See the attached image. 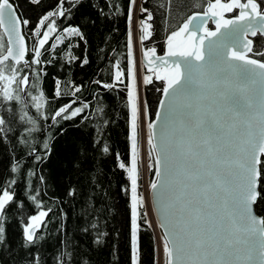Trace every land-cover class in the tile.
Instances as JSON below:
<instances>
[{"label":"snow or ice","instance_id":"1","mask_svg":"<svg viewBox=\"0 0 264 264\" xmlns=\"http://www.w3.org/2000/svg\"><path fill=\"white\" fill-rule=\"evenodd\" d=\"M31 2L36 4L38 0ZM64 3L65 0H60L56 10H49L38 20L33 30L37 36L50 18L66 17ZM135 3L136 0H131V4ZM72 4L76 6L77 0H72ZM234 9H239L238 15L225 18ZM208 18L215 22V31L207 27ZM152 20L153 14L148 12L139 21L141 40L152 36ZM128 23L130 150L127 162L119 154L117 159L118 167L126 172L129 181L125 192L129 195L130 261L142 264L139 233L144 226L153 227L148 220L147 198L139 191V139L148 106L138 95L131 7ZM29 24V20L18 18L10 0H0V29L8 37L6 55L0 38V96L6 101H20L18 91L24 90L20 86L29 83V77L23 76L12 88L16 69H11V75L6 78L3 63L9 58L16 65L27 63L22 25ZM56 30V20L51 19L38 41L39 47L32 49L31 63L40 62L41 49ZM64 32L68 36L82 35L77 27L65 28ZM258 34L264 36V9L257 0H207L203 14L189 16L167 36V58L157 56L155 48L143 52L155 79L163 81V88L157 90L162 91L164 99L159 101L156 120L147 122L146 135L151 152L156 153L157 178L151 181L150 189L163 215V223L158 226L165 230L156 239L157 245L162 243L164 264H264V217L254 211L264 174L261 159L264 156V62L249 58L253 42L247 39L248 35ZM68 58L75 59L71 52ZM122 75L117 71L115 79L120 80ZM143 83H152V76H145ZM102 86L114 87L113 84ZM75 91H80L79 87ZM55 95H60L58 88ZM41 98L46 100L42 89L33 98L37 110ZM72 104L61 106L52 119L66 112L63 118L72 119L88 107L84 104L72 108ZM98 111L102 112V107ZM4 124L0 119V126ZM44 147L47 148L46 143ZM103 151L108 152L107 144ZM12 171H16L15 167ZM13 200L10 190H3L0 213ZM47 215V211L41 210L29 218L23 229L28 244L35 242L37 229ZM3 233L0 226V237ZM96 243L101 241L97 239Z\"/></svg>","mask_w":264,"mask_h":264},{"label":"trees","instance_id":"2","mask_svg":"<svg viewBox=\"0 0 264 264\" xmlns=\"http://www.w3.org/2000/svg\"><path fill=\"white\" fill-rule=\"evenodd\" d=\"M10 2L21 20L27 19L30 24L23 26L27 63L4 62L5 75L7 78L10 70L16 69L12 88L23 76L29 77V83L25 94L18 91L20 101H6L0 96V119L5 121L0 126V194L10 190L14 197L6 211L0 213V226L4 228L0 264H131L129 195L125 192L129 181L126 172L118 167L117 154L123 161L129 160L128 11L131 7L133 13L134 4L131 0H77L73 7L72 0H65L66 17L50 18L37 36L33 30L38 20L49 10H56L60 0ZM257 3L264 9V0ZM206 6L207 0H138L139 34V21L148 12L153 14L150 23L154 29L139 49L155 48L156 55L166 53L167 36ZM237 11L227 15H237ZM51 19L56 20L57 30L41 49L40 62L33 64L32 49L39 47L38 41ZM70 27H77L82 35L68 36L64 29ZM207 27L212 29V23ZM0 38L5 51L1 30ZM252 42L249 56L264 62L260 55L264 53V37L258 34ZM69 52L75 59L69 61ZM85 59L87 63H83ZM117 71L123 73L120 80L115 79ZM142 76H152V83L142 86L150 121L162 95L157 89L163 88V81L156 80L143 65ZM103 84L114 87L105 88ZM76 87L80 91L76 92ZM41 89L46 100H39L41 107L37 110L33 98ZM69 104L72 108L84 104L88 107L75 118L64 119L66 112L52 119L56 110ZM101 107L102 112L98 111ZM105 144L108 152L103 151ZM154 163L150 161V181L156 177ZM13 167L16 171H12ZM141 188L140 172V192ZM258 191L255 211L264 217V174ZM41 210L48 215L37 229L35 242L28 244L23 229L29 218ZM97 239L101 243L97 244ZM139 244L142 264H154L156 238L152 227H143Z\"/></svg>","mask_w":264,"mask_h":264},{"label":"rangeland","instance_id":"3","mask_svg":"<svg viewBox=\"0 0 264 264\" xmlns=\"http://www.w3.org/2000/svg\"><path fill=\"white\" fill-rule=\"evenodd\" d=\"M137 3L138 0H136V3L134 4V11H133V31H132V43H133V59L135 61V68L137 71V80H138V95L140 99H142V86H143V78L145 76H142V65L139 61V46H138V39H139V31H138V21L136 19V12H137ZM239 10V9H238ZM230 13V12H229ZM226 13L225 18L230 19V16H228ZM238 14V11H237ZM143 100V99H142ZM148 118L146 117L144 120L143 124V130L139 139V151H140V156H139V166H140V172H141V181H142V188H141V193L145 194L147 198V210L150 212V221L153 225V230L155 233V238L161 237L160 230L158 229L155 220L152 216L151 209H150V203H149V188H150V183L151 181L148 178V172H149V165L150 161L155 162L154 159V153L151 152L150 146L147 143V122ZM159 261V264H164V259H163V247L162 243L157 245V239H156V261Z\"/></svg>","mask_w":264,"mask_h":264},{"label":"water","instance_id":"4","mask_svg":"<svg viewBox=\"0 0 264 264\" xmlns=\"http://www.w3.org/2000/svg\"><path fill=\"white\" fill-rule=\"evenodd\" d=\"M13 6H14V5H13ZM14 10H15V12L17 13L18 18L21 19L20 16L18 15V12H17L15 6H14ZM238 13H239V10H238ZM200 14H203V12L200 13ZM233 17H234V16H233ZM233 17H231V18H233ZM231 18H230V19H231ZM209 22L215 24V22H214L211 18H208V23H209ZM208 23H207V24H208ZM0 30L2 31V33H3L4 37H5V40H6V48H7V41H8L7 34L3 31V29H0ZM211 31H215V26H214L213 29H211ZM222 31H225V30H222ZM141 34H142V33H141V31H140L139 39H138V46H139V47H140V46H141V45L147 40V39H145V40H141V39H140ZM22 35H24V34H23V25H22ZM261 36H262V35H261ZM24 37H25V36H24ZM254 37H255V36L248 35L247 39H251V40H252ZM263 37H264V36H263ZM213 39H215V38H213ZM205 43L207 44V41H205ZM25 45H26V49H27V52H28V46H27L26 38H25ZM27 52H26V56H27ZM143 52H144V51H142L141 49H139V61H140V63L143 65V67H144L147 71L152 72V71L149 70V68H150L151 66H148V65H147V61H146V60L144 59V57H143ZM4 54L6 55V49H5V51H4ZM157 56H159V57H165V53L162 54V55H157ZM248 56H249V53H248ZM165 58H167V57H165ZM249 58L254 59V58H252V57H250V56H249ZM8 60L12 61V62L15 64V62H14L11 58H9ZM8 60H7V61H8ZM256 60H257V59H256ZM4 62H6V61H3V63H4ZM21 63H23V62H21ZM26 87H27V85H23V89H24V90H23V94H25ZM161 99H164L163 93H162V95H161L159 101H160ZM158 108H159V102H158V105H157L156 110H157ZM154 120H156V115H154V117H153L150 121H154ZM153 153H154V155H155V159H156V153H155V152H153ZM156 178H157V177H155V179H156ZM151 193H152V190L149 188L148 196H149V203H150L151 213H152V215H153V218H154V220H155V223H156L158 229L160 230L161 235H163L164 230H165L164 227H162V226H158V225H160V224L163 223V215H162V213H161V211H160V205H159V203L156 202L155 198L152 197ZM254 211H255V205H254ZM255 213H256V211H255ZM256 214H257V213H256ZM257 215H258V214H257ZM258 216H260V215H258ZM261 217H262V216H261Z\"/></svg>","mask_w":264,"mask_h":264},{"label":"bare ground","instance_id":"5","mask_svg":"<svg viewBox=\"0 0 264 264\" xmlns=\"http://www.w3.org/2000/svg\"><path fill=\"white\" fill-rule=\"evenodd\" d=\"M151 209V208H150ZM153 216V215H152Z\"/></svg>","mask_w":264,"mask_h":264}]
</instances>
